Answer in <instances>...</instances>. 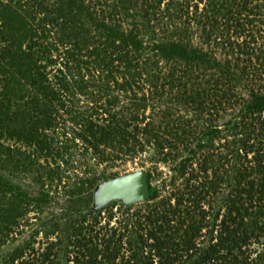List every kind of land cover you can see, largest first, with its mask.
I'll list each match as a JSON object with an SVG mask.
<instances>
[{"label": "trees", "instance_id": "obj_1", "mask_svg": "<svg viewBox=\"0 0 264 264\" xmlns=\"http://www.w3.org/2000/svg\"><path fill=\"white\" fill-rule=\"evenodd\" d=\"M0 264H264V0H0Z\"/></svg>", "mask_w": 264, "mask_h": 264}, {"label": "water", "instance_id": "obj_2", "mask_svg": "<svg viewBox=\"0 0 264 264\" xmlns=\"http://www.w3.org/2000/svg\"><path fill=\"white\" fill-rule=\"evenodd\" d=\"M149 200L147 173L144 169H138L101 183L94 194L93 209L100 211L114 201L130 206Z\"/></svg>", "mask_w": 264, "mask_h": 264}, {"label": "rangeland", "instance_id": "obj_3", "mask_svg": "<svg viewBox=\"0 0 264 264\" xmlns=\"http://www.w3.org/2000/svg\"><path fill=\"white\" fill-rule=\"evenodd\" d=\"M119 169H120L119 172L121 173V175L136 171L133 164H128L127 166H125V168H119ZM139 208H140V206H136L133 210H138ZM104 216H106V215L105 214L102 215V217H104Z\"/></svg>", "mask_w": 264, "mask_h": 264}]
</instances>
